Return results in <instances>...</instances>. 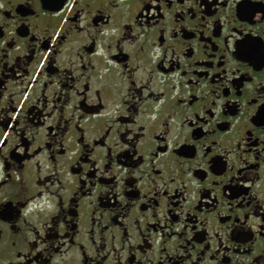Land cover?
Listing matches in <instances>:
<instances>
[{
	"label": "flooded vegetation",
	"instance_id": "af4514ba",
	"mask_svg": "<svg viewBox=\"0 0 264 264\" xmlns=\"http://www.w3.org/2000/svg\"><path fill=\"white\" fill-rule=\"evenodd\" d=\"M0 264H264V0H0Z\"/></svg>",
	"mask_w": 264,
	"mask_h": 264
}]
</instances>
